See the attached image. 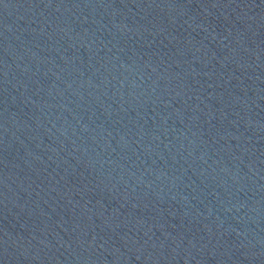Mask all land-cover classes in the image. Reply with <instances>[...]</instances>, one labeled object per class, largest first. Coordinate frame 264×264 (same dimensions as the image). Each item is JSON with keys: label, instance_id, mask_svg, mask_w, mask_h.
<instances>
[{"label": "water", "instance_id": "1", "mask_svg": "<svg viewBox=\"0 0 264 264\" xmlns=\"http://www.w3.org/2000/svg\"><path fill=\"white\" fill-rule=\"evenodd\" d=\"M0 264H264V0H0Z\"/></svg>", "mask_w": 264, "mask_h": 264}]
</instances>
